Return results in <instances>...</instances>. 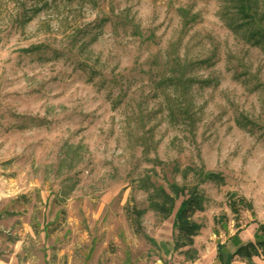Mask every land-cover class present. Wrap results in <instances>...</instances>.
Masks as SVG:
<instances>
[{
	"label": "rangeland",
	"instance_id": "374dc122",
	"mask_svg": "<svg viewBox=\"0 0 264 264\" xmlns=\"http://www.w3.org/2000/svg\"><path fill=\"white\" fill-rule=\"evenodd\" d=\"M193 195L203 257L173 228ZM250 220L264 0H0V264H191Z\"/></svg>",
	"mask_w": 264,
	"mask_h": 264
},
{
	"label": "trees",
	"instance_id": "16d2710c",
	"mask_svg": "<svg viewBox=\"0 0 264 264\" xmlns=\"http://www.w3.org/2000/svg\"><path fill=\"white\" fill-rule=\"evenodd\" d=\"M240 12L245 15L246 12L252 11L249 7L244 3L240 6ZM246 16V15H245ZM209 178L213 179L215 176L209 175ZM241 205H244L245 201L239 200ZM238 204L234 203L232 206V210H238ZM175 207V200L172 197L165 195L164 200L161 203L159 201H153L151 203V208L157 212H159L164 217H170L171 213L173 212ZM202 201L200 197L193 195L188 200L183 201L173 222V228L177 231V243L178 248H189L188 251L185 253H192L195 255L196 251H194V239L200 233L201 226L195 223L192 220L193 215L198 212L202 211ZM135 219L136 226L139 227L140 219L142 218L144 213L141 211H136L132 213ZM260 231L264 237V224H262ZM260 253L264 255V241L256 242V243H249L245 246L240 247L235 255L243 257L247 260H251L254 256H259Z\"/></svg>",
	"mask_w": 264,
	"mask_h": 264
},
{
	"label": "crops",
	"instance_id": "0c3cea01",
	"mask_svg": "<svg viewBox=\"0 0 264 264\" xmlns=\"http://www.w3.org/2000/svg\"><path fill=\"white\" fill-rule=\"evenodd\" d=\"M264 223H255L250 220L246 226L240 229L228 231L229 235L225 241H216L209 249L208 261L194 260L191 264H264V255L254 256L250 261L235 255L237 250L249 243L264 241L260 228ZM221 235L219 238H222ZM195 248V247H194ZM195 257L204 256L201 250L196 249ZM194 250V251H195ZM4 264V263H3Z\"/></svg>",
	"mask_w": 264,
	"mask_h": 264
}]
</instances>
